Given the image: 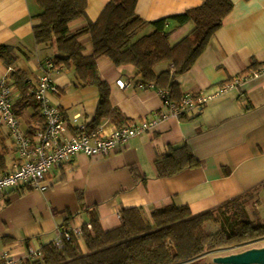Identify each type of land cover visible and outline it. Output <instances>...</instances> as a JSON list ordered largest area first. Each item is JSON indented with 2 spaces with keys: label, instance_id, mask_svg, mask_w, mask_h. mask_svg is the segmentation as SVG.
I'll list each match as a JSON object with an SVG mask.
<instances>
[{
  "label": "crops",
  "instance_id": "obj_1",
  "mask_svg": "<svg viewBox=\"0 0 264 264\" xmlns=\"http://www.w3.org/2000/svg\"><path fill=\"white\" fill-rule=\"evenodd\" d=\"M110 0H87L85 18L70 24L75 32L94 22ZM205 0H138L136 14L146 22L181 15ZM233 8L222 27L190 71L176 78L180 93L212 97L200 111L191 109L182 117H168L151 132L130 139L107 156L76 154L62 167L45 176L44 191L20 190L0 195V256L28 264V249L52 246L60 230L70 222L85 224L94 210L104 231L120 226V211L137 208L145 220L154 209L167 205L187 206L193 216L214 211L237 198H252L255 212L264 219V72L253 75L252 64L264 66V0H229ZM39 9L35 0H0V45L13 49L15 63L7 68L0 61V83L11 70L23 72L31 89L48 72L59 89L50 95L70 124L86 127L94 119L98 92L76 86L71 70L48 69L55 50L35 44L32 19ZM192 29L169 21L170 43L175 44ZM153 31L152 27L145 34ZM83 55H92L89 35L79 38ZM166 68L157 66L160 72ZM100 77L110 87V103L135 122L155 119L166 113L159 95L138 86L132 67L117 68L108 58L97 60ZM259 70H257L258 72ZM240 80L231 90L221 89ZM119 82L126 85L119 86ZM21 129L32 133L40 127L34 109L17 106ZM76 124V125H77ZM76 125L69 126L75 133ZM99 126L115 129L109 121ZM187 146L197 161L194 168L162 177L156 161L176 148ZM0 154L6 171L17 161L9 132L0 122ZM82 247V241H78ZM44 255V253H43Z\"/></svg>",
  "mask_w": 264,
  "mask_h": 264
},
{
  "label": "trees",
  "instance_id": "obj_2",
  "mask_svg": "<svg viewBox=\"0 0 264 264\" xmlns=\"http://www.w3.org/2000/svg\"><path fill=\"white\" fill-rule=\"evenodd\" d=\"M137 1L110 0L96 21L87 22L72 32L70 24L85 18L87 0H35L39 9L32 17L39 22L32 30L35 44L55 50L50 60L53 69L71 70L77 87L97 89V109L86 128L88 131L95 130L103 121H109L117 129L136 123L112 107L110 87L99 75L97 60L104 57L117 68H134L140 78L138 86L152 85L165 90L168 100L178 104L184 94L180 93L176 78L190 71L233 8L229 0H205L181 15L146 22L135 12ZM169 21L176 27L190 24L192 29L171 44L170 32L166 30ZM148 27L153 31L145 34ZM84 35L91 39L90 56L83 55L78 41ZM0 61L7 68L12 67L15 63L13 49L0 45ZM162 64L166 68L157 72V66ZM262 67V64H252L250 68L257 71ZM5 79L18 92L17 106L20 109L32 107L34 119L41 121L39 104L25 74L11 70ZM192 96L195 101L199 98ZM201 107L195 104L193 109L200 111ZM14 112L19 115L18 111ZM197 164L186 145L156 161L162 177ZM6 169L5 157L0 154V174ZM242 199L196 216L187 206L167 205L154 209L148 220L137 208L122 209L120 226L110 231L102 229L96 212L91 210L88 211L91 230H83L82 247L77 240L67 242L62 251L44 247V260L46 264H199L197 261L207 253L264 240V223L246 216Z\"/></svg>",
  "mask_w": 264,
  "mask_h": 264
},
{
  "label": "built area",
  "instance_id": "obj_3",
  "mask_svg": "<svg viewBox=\"0 0 264 264\" xmlns=\"http://www.w3.org/2000/svg\"><path fill=\"white\" fill-rule=\"evenodd\" d=\"M52 69L51 62L46 64ZM264 72V66L252 76ZM240 80H234L224 86L220 93L231 90ZM119 86L126 85L119 82ZM148 89L155 91L161 98L163 107L167 110L164 114L155 116V119L136 122L133 125L115 128L105 132L101 126L93 131H88L85 124H77V117L72 119L76 125V132H69L71 125L59 107L51 103L50 95H58L59 89L50 77L44 72L31 89L35 100L40 107L42 118L40 127L32 133H25L20 126L19 118L13 109V98L18 92L14 86L5 81L0 83V122L6 127L17 153V161L6 172L0 174V195L10 191L32 190L44 191L45 176L52 168L67 165L76 154L87 157L107 156L113 150L125 145L130 139L151 132L153 128L168 117L179 118L194 108L195 104H203L212 97H199L196 101L192 94L186 93L178 104L168 100V92L155 89L152 85ZM91 230L89 223L79 224L70 222L65 225L52 242V247L62 251L67 242L81 240L83 230ZM28 264H46L40 249L29 248L27 255ZM0 264H21V261L3 253Z\"/></svg>",
  "mask_w": 264,
  "mask_h": 264
},
{
  "label": "rangeland",
  "instance_id": "obj_4",
  "mask_svg": "<svg viewBox=\"0 0 264 264\" xmlns=\"http://www.w3.org/2000/svg\"><path fill=\"white\" fill-rule=\"evenodd\" d=\"M254 204H255V202L253 201L252 198H243L242 199V209L245 211L246 216L251 220H256V221L264 223V219L257 216V214L255 212L256 210H255ZM260 247H264V240L254 242L251 244H247V245L235 246L231 249L207 253L206 255L201 257L197 262L199 264H213L212 259L217 257V256H226V255L236 254V253H240V252H243L245 250H248V249L260 248Z\"/></svg>",
  "mask_w": 264,
  "mask_h": 264
},
{
  "label": "water",
  "instance_id": "obj_5",
  "mask_svg": "<svg viewBox=\"0 0 264 264\" xmlns=\"http://www.w3.org/2000/svg\"><path fill=\"white\" fill-rule=\"evenodd\" d=\"M213 264H264V247L252 248L240 253L217 256Z\"/></svg>",
  "mask_w": 264,
  "mask_h": 264
}]
</instances>
